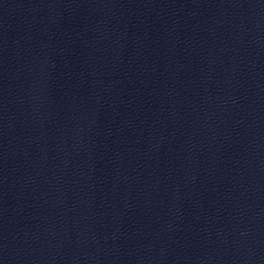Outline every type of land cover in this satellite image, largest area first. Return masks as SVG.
Returning a JSON list of instances; mask_svg holds the SVG:
<instances>
[{"label":"water","instance_id":"water-1","mask_svg":"<svg viewBox=\"0 0 264 264\" xmlns=\"http://www.w3.org/2000/svg\"><path fill=\"white\" fill-rule=\"evenodd\" d=\"M0 264H264V0H0Z\"/></svg>","mask_w":264,"mask_h":264}]
</instances>
